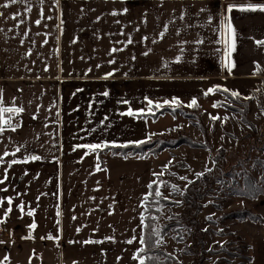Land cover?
<instances>
[{
  "label": "crops",
  "instance_id": "0c3cea01",
  "mask_svg": "<svg viewBox=\"0 0 264 264\" xmlns=\"http://www.w3.org/2000/svg\"><path fill=\"white\" fill-rule=\"evenodd\" d=\"M249 4L264 0H0L2 102L23 108L3 114L19 127L0 133V264H140L158 157L106 156L97 170L95 153L76 146L157 134L155 120L123 114L146 113V97L201 102L217 97L209 88L257 77L264 11L227 12ZM226 16L235 29L227 60ZM251 226L252 263L264 264V225Z\"/></svg>",
  "mask_w": 264,
  "mask_h": 264
},
{
  "label": "rangeland",
  "instance_id": "374dc122",
  "mask_svg": "<svg viewBox=\"0 0 264 264\" xmlns=\"http://www.w3.org/2000/svg\"><path fill=\"white\" fill-rule=\"evenodd\" d=\"M240 83L230 84L231 89L240 94L238 101H230L217 93V97H209L201 102L197 100L198 107L195 109L188 107L191 100L183 101L180 107L169 106L172 109L176 108L172 113H165L156 119L148 117L155 120L154 129H161L153 135L158 139L185 136L205 145L191 147L181 144L158 153L155 156L158 158L154 162V169L158 171L157 174L162 173V175L157 178L156 175L152 177L157 181L156 190L159 189L160 197L167 198L171 202L168 206L160 207L156 224V230L160 231L163 225L172 222L180 214L188 184L196 179L201 180L199 177L205 174L212 173L211 190L206 191L207 194L199 200L201 206L196 216L198 225L194 230L195 233L199 230L202 232L201 238L205 250L214 252L207 255L205 264H253L249 234L253 230L251 224L264 225V222L258 223L247 219L226 218L218 221L220 216L238 209L248 208L259 216L261 215L257 211L264 209V197L250 200L234 195L228 196L225 191L227 189L223 190L215 183V157H213L215 152L224 149L243 155L244 150L249 147L246 138L256 137L251 126L242 120L241 111L245 110L243 115L257 128H262L264 124V72L260 76L257 74V77ZM218 101L228 103L231 108L222 105L213 107V104L219 103ZM156 110L153 108L152 113ZM213 116L219 119L213 120L211 118ZM260 154L261 158H264V154L259 152ZM244 165L255 177L258 176L259 169L251 167V161H245ZM200 173L203 175H198ZM199 184L204 187V182L201 181ZM261 217L264 219L263 216ZM209 218L214 219L215 224ZM192 231L193 228L190 227V230L185 229L182 234L176 236V231L170 229L167 234L159 237L162 238V243L158 246L176 258L175 264H192L193 255L187 253V247L192 243L190 233Z\"/></svg>",
  "mask_w": 264,
  "mask_h": 264
},
{
  "label": "trees",
  "instance_id": "16d2710c",
  "mask_svg": "<svg viewBox=\"0 0 264 264\" xmlns=\"http://www.w3.org/2000/svg\"><path fill=\"white\" fill-rule=\"evenodd\" d=\"M264 48V46H262ZM264 70L261 68L257 69V73L260 76ZM221 91H216V93L221 94L223 97L229 99L230 101H238L239 97H233L229 91H223V87H220ZM219 102V101H218ZM218 105H222L225 108H231V105L225 102H219ZM176 109V108H175ZM195 109V107H192ZM236 109V108H232ZM173 109L168 105L156 110L155 113L143 115L142 117H153L164 115L165 113H172ZM245 110L241 111L242 120L248 123L256 137L253 136L246 138V144L249 145L248 149L244 150L243 155L234 151H225L221 149L215 152V183L228 193V196L234 195L241 198H247L250 200L257 199L258 197H264V158H261V154H264V124L257 128L243 115ZM150 137V139H148ZM141 140H147L146 143L136 145L129 142L115 143L116 147H109L103 150H98L95 153L97 160V167L103 168L106 162L105 156H139L147 158L149 156H157L158 153L165 149H172L178 147L181 144H187L191 147H204L205 145L199 141H195L190 137L180 136L177 138L170 139H158L152 134H148L146 138ZM140 141V140H139ZM132 142V141H130ZM112 144V143H109ZM127 144V147H119V145ZM236 162L233 163L232 161ZM245 161H251L252 166L259 169V174L255 177L251 170L244 165ZM159 177L156 175L155 178ZM203 177V178H202ZM201 180H194L190 182L186 188V192L183 196V208L175 220L163 225L160 231L156 230V224L158 215L160 214L161 206H168L171 202L168 199L160 196H156V185L157 181L154 179L149 183L152 187L149 188L145 196L147 199H143V209H142V234L141 237L144 239V243L141 244L137 252V256L144 259L145 264H175L176 258L167 253L164 248L159 247L155 244V241L159 237L164 236L165 233L170 229L176 231V236L183 233L185 229L193 228L191 233L192 243L187 247V253L193 255L192 264H205L207 255L209 253H214L213 250H205L203 241L201 238L202 232L199 230L195 233V227L198 225V219L196 218L200 203L199 200L207 194L206 191L211 190L210 183L213 179V175L210 172L209 175H203ZM198 178V179H199ZM204 182V187L199 183ZM155 182V183H153ZM151 193V195H149ZM226 218H235L237 220H250L253 222L263 223L264 219L256 213L251 212L248 208L238 209L232 212L225 213L224 216H220L219 220H225ZM212 223L215 224L214 219H210ZM159 232V236L155 233ZM143 249V251H140Z\"/></svg>",
  "mask_w": 264,
  "mask_h": 264
},
{
  "label": "snow or ice",
  "instance_id": "6c2138e0",
  "mask_svg": "<svg viewBox=\"0 0 264 264\" xmlns=\"http://www.w3.org/2000/svg\"><path fill=\"white\" fill-rule=\"evenodd\" d=\"M12 3H16L18 2V0H11ZM19 2H23V0H19ZM8 5H4V7H7ZM233 8H239L241 11H248V10H260V11H264V5H253V4H249V5H229L228 8H227V12H231L233 10ZM115 15V13H113ZM50 19V17H49ZM37 24L40 23L39 20L36 21ZM163 35V34H161ZM223 40L220 41L221 43L224 44L225 46V50H224V56H225V59L227 60L230 55H231V51L234 50L235 48V29L233 28V26L231 25V22H230V17L229 16H226L225 17V26H224V33H223ZM145 39H147L145 37ZM45 43H47V41H45ZM128 43H132L131 40L128 41ZM255 43L257 44V46H264V40H259V41H255ZM117 51H122V49H116V48H113L111 49V52H117ZM145 55H147V53H145ZM115 61H109V63H114ZM226 68H228L229 72L231 71V65L230 63H225L224 65ZM97 67H99V65H97ZM47 70V69H46ZM113 73H107L105 75V79L112 76ZM216 91H221L220 87L219 86H215L213 88H209L205 93L204 95L207 96L209 95L210 93H214ZM223 91L227 92L229 91L228 89H223ZM103 95L107 96L108 95V92H105L103 93ZM231 95L233 97H239V93L236 92V91H233L231 92ZM147 100V104H148V108H147V114H152L153 112V107L155 109H160L162 107H164L165 105H168V106H175V107H180L181 106V101L178 99V98H172L170 101L169 100H164L163 103H159V102H156L154 103L151 99H148L147 97L145 98ZM124 103H127V101H124ZM218 104H213V107H217ZM188 107H198V101L193 98L190 103L188 104ZM175 109H173L174 111ZM23 112V108H20V107H4L3 106V102H2V92H0V133H3L6 129L4 127L5 124L8 125L9 128H11L12 131H15L16 130V127H19V125H17L16 127H13L11 125V116L9 117L8 120H3V114L4 113H10V114H19ZM123 114H126L128 116H143L145 115V109H140L138 111H134L132 109H129L127 111V113H123ZM213 120H216V119H219V117H211ZM148 139H150V137H148ZM147 140H140V141H132V142H129L131 144H136V145H140V144H144L146 143ZM117 145L113 142L112 144H109L108 142H102V143H94V144H80V145H77L76 147L77 148H84V149H87L89 152H97L98 150H103V149H106V148H109V147H116ZM128 145L127 144H124V145H119V147H127ZM20 149L17 148L16 149V152H19ZM15 153H13L14 155ZM88 154V153H86ZM9 155L8 152H5L4 153V156H7ZM31 160H38L40 159L39 156H36V155H32L29 157ZM126 158V157H125ZM3 158L0 157V162H2ZM18 162H27V159L25 161H17V160H12L11 161V164H16ZM97 170H99V167L97 168ZM154 175H162V173L160 174H155ZM198 175H203V173H200ZM7 177L5 176V179ZM181 179H185L184 177H181ZM0 183H3V180H0ZM155 183V182H153ZM152 185L150 184L149 185V188H151ZM175 190V189H174ZM149 195H151V193H149ZM155 195L156 196H161V193L159 191V189L156 190L155 192ZM145 199H147V196H145ZM166 199V198H165ZM8 203L11 204V198H9L8 200ZM178 203V202H177ZM21 210H23V206H21ZM8 211L10 212L11 211V208L8 209ZM29 215H32V212L29 211L28 213ZM5 215H7V213H5ZM210 219V218H209ZM31 228H35L36 225L33 223L32 225H30ZM79 231V229H78ZM156 236H159V232H156L155 233ZM49 239H52L53 237L49 236L48 237ZM111 239V238H109ZM89 241H86L85 243H88ZM132 241H128V243H131ZM0 243H3V241H0ZM140 243L143 244L144 243V239L143 237H141L140 239ZM160 243H162V238L160 239H157L155 241V244L156 245H159ZM140 251H143V249H141ZM135 259H139L140 261V264H145L144 262V259L139 257V256H135L134 257ZM75 264V262H74Z\"/></svg>",
  "mask_w": 264,
  "mask_h": 264
},
{
  "label": "built area",
  "instance_id": "2783aa9c",
  "mask_svg": "<svg viewBox=\"0 0 264 264\" xmlns=\"http://www.w3.org/2000/svg\"><path fill=\"white\" fill-rule=\"evenodd\" d=\"M3 231H2V224L0 223V236L2 235Z\"/></svg>",
  "mask_w": 264,
  "mask_h": 264
}]
</instances>
